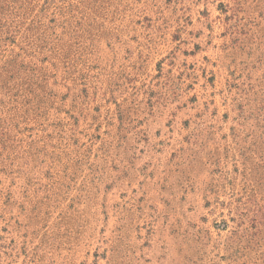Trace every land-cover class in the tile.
<instances>
[{
    "label": "rangeland",
    "instance_id": "1",
    "mask_svg": "<svg viewBox=\"0 0 264 264\" xmlns=\"http://www.w3.org/2000/svg\"><path fill=\"white\" fill-rule=\"evenodd\" d=\"M255 261L264 0H0V264Z\"/></svg>",
    "mask_w": 264,
    "mask_h": 264
},
{
    "label": "trees",
    "instance_id": "2",
    "mask_svg": "<svg viewBox=\"0 0 264 264\" xmlns=\"http://www.w3.org/2000/svg\"><path fill=\"white\" fill-rule=\"evenodd\" d=\"M249 223L250 226L248 229L238 230L239 232L236 234V239L231 240V243H241L245 246L244 248L246 250L251 251V247L257 245L258 243L257 235L260 234V232L257 231V229L261 223L256 218L249 220ZM258 260H261V258L259 257ZM255 264H257V261H255Z\"/></svg>",
    "mask_w": 264,
    "mask_h": 264
}]
</instances>
